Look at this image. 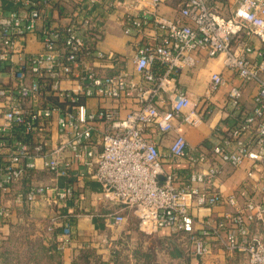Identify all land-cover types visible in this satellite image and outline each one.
<instances>
[{
	"label": "built area",
	"instance_id": "2783aa9c",
	"mask_svg": "<svg viewBox=\"0 0 264 264\" xmlns=\"http://www.w3.org/2000/svg\"><path fill=\"white\" fill-rule=\"evenodd\" d=\"M8 1L18 7L0 13V217L12 208L31 211L40 200L50 208L71 200L73 185L34 177L41 170L69 178L77 167L119 206L108 216L113 226L132 212L145 234L182 242L192 264L220 253L264 264V0H131L122 25L139 39L132 71L100 48L103 34L87 17L97 0ZM168 4L176 6L171 15L161 11ZM61 6L67 23L49 24ZM31 36L41 44L37 52L28 51ZM210 60L236 83L213 71L202 98L178 87L181 72L194 74ZM249 86L256 88L251 107L243 103ZM223 87L233 125L219 128L217 144L191 147L179 128L204 124ZM169 135L166 155L159 138ZM166 161L185 164L186 173L166 172ZM237 173V186L223 191ZM216 208L226 213L195 214ZM59 228L62 250L73 228L55 216L49 231Z\"/></svg>",
	"mask_w": 264,
	"mask_h": 264
},
{
	"label": "crops",
	"instance_id": "0c3cea01",
	"mask_svg": "<svg viewBox=\"0 0 264 264\" xmlns=\"http://www.w3.org/2000/svg\"><path fill=\"white\" fill-rule=\"evenodd\" d=\"M97 1L98 3L92 9L87 7V17L95 25L92 30L103 34V41L100 44V48L106 52H116L124 59L126 67L132 71V58L135 55L134 48L137 46L139 39L125 35L122 25V19L128 12L126 4H129L131 0H121L122 5L119 7L111 6L110 0ZM145 4L143 3V5ZM17 7L8 0H0V13L8 15L11 11L16 10ZM161 11L171 15L176 11V6L174 4L164 5L161 7ZM131 12H134V10ZM67 13L68 11L62 6L61 8L53 10L48 14V23L55 25L67 23ZM255 43L257 42L255 41ZM40 48L41 44L39 41L35 36H31L28 51L37 52ZM213 71L222 72L225 77L229 78L230 82L236 83V79L230 71L225 70L217 60H210L201 63L194 74L192 72H181L178 76V87L184 91H188L195 99L202 98L208 88L210 73ZM105 73H112V71L107 70ZM227 92L228 88L223 87L218 93L213 95L212 101L215 105V111L204 124L198 127L181 126L179 128V132L185 136L191 147H197L201 144L209 147L217 144L220 136L219 128L223 125H233L234 120L228 116L229 110L223 106V99ZM255 93L256 88L254 86H249L245 90L243 97L244 106H252V98ZM90 103L93 104V101H90ZM172 138V135L159 138L161 151L166 155L168 154V148ZM164 169L166 172L179 170L181 175L186 173L187 170L185 164L177 165L170 161H166ZM77 171L78 168L73 167L72 175L69 178H60L58 180L51 174H47L41 170L37 171L34 177L36 183L45 184L46 186L58 185L60 187L73 185L75 187L74 197L66 203H61L59 206L52 208L49 207L48 202L42 200L33 204L31 211L12 208L8 219L4 220L0 217V233L8 232L11 224L22 221L25 218H33L39 222L42 221L46 226L50 218L55 216L62 217L65 222L71 224L73 238L62 250L59 264H75L78 254L88 246L87 243L89 240L113 228L108 216L116 213L119 209V206L115 203L102 198L99 183L87 177L81 178L77 175ZM242 177V173H237L235 177L225 178L224 184L221 186L222 190L229 191L236 187ZM7 204L11 205V202H7ZM219 210L221 209L216 208L213 210L214 212L203 210L202 212H195V214L207 216L226 213L215 212ZM125 215L127 218L134 216L132 212L128 211H126ZM254 230L258 231L260 229L254 227ZM60 231L61 229H59ZM155 235L162 238L165 236V233L160 232ZM53 237L51 241L56 243V235ZM56 244L54 245L56 246ZM218 257L219 259H228L224 254H219L216 258Z\"/></svg>",
	"mask_w": 264,
	"mask_h": 264
},
{
	"label": "rangeland",
	"instance_id": "374dc122",
	"mask_svg": "<svg viewBox=\"0 0 264 264\" xmlns=\"http://www.w3.org/2000/svg\"><path fill=\"white\" fill-rule=\"evenodd\" d=\"M51 219L45 226L42 221L25 218L11 224L8 232L0 233V264H59L63 249L58 250L51 241ZM87 244L83 249L87 264H192V255L182 242L167 235L160 238L145 234L135 215L129 216L124 225L94 236ZM218 255L207 257L202 264H248L243 255L227 256L228 259L216 258Z\"/></svg>",
	"mask_w": 264,
	"mask_h": 264
},
{
	"label": "trees",
	"instance_id": "16d2710c",
	"mask_svg": "<svg viewBox=\"0 0 264 264\" xmlns=\"http://www.w3.org/2000/svg\"><path fill=\"white\" fill-rule=\"evenodd\" d=\"M58 231H59V230H58ZM58 231L55 232V235H58ZM80 254H81V255H80L79 257H77L78 262H75V264H76V263H82V261L86 262L87 258L83 255V250L81 251ZM85 258H86V259H85ZM87 263H88V262H86V264H87Z\"/></svg>",
	"mask_w": 264,
	"mask_h": 264
}]
</instances>
